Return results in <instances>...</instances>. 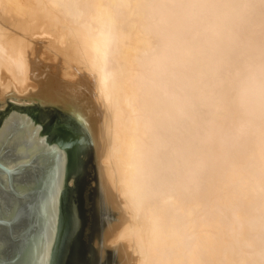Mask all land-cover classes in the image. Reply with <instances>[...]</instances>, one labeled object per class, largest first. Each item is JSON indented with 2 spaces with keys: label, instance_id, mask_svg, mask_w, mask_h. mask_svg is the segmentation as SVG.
Wrapping results in <instances>:
<instances>
[{
  "label": "clouds",
  "instance_id": "obj_1",
  "mask_svg": "<svg viewBox=\"0 0 264 264\" xmlns=\"http://www.w3.org/2000/svg\"><path fill=\"white\" fill-rule=\"evenodd\" d=\"M144 69L196 213L176 264H264V0H141Z\"/></svg>",
  "mask_w": 264,
  "mask_h": 264
},
{
  "label": "bare ground",
  "instance_id": "obj_2",
  "mask_svg": "<svg viewBox=\"0 0 264 264\" xmlns=\"http://www.w3.org/2000/svg\"><path fill=\"white\" fill-rule=\"evenodd\" d=\"M140 2L0 0V96L85 90L108 130L101 163L126 207L105 246L125 247L130 264H176L196 204L146 78L151 36Z\"/></svg>",
  "mask_w": 264,
  "mask_h": 264
},
{
  "label": "snow or ice",
  "instance_id": "obj_3",
  "mask_svg": "<svg viewBox=\"0 0 264 264\" xmlns=\"http://www.w3.org/2000/svg\"><path fill=\"white\" fill-rule=\"evenodd\" d=\"M86 103L62 105L56 124L41 134L49 101L0 98V173H7L0 174V264H74L72 250L88 224L75 198L91 151L84 138L91 125L80 110ZM102 206L97 199L96 211ZM97 256L92 264H103V252Z\"/></svg>",
  "mask_w": 264,
  "mask_h": 264
},
{
  "label": "water",
  "instance_id": "obj_4",
  "mask_svg": "<svg viewBox=\"0 0 264 264\" xmlns=\"http://www.w3.org/2000/svg\"><path fill=\"white\" fill-rule=\"evenodd\" d=\"M10 95L15 94L7 96ZM15 96L21 100L39 96L50 102V105L42 110L47 114L48 119L41 134L49 132L56 124L62 105L65 103L80 105L87 102L86 106L81 107L80 110L91 125L84 132L85 145H90L91 151L85 160L86 175L77 186L75 198L82 213L87 216L88 224L81 244L72 250L70 259L74 264H92L93 260L99 259L97 253L102 251L104 254L103 264H130V254L125 247L108 248L104 244L105 240L124 223L126 207L113 191L108 178V170L101 163L106 154L108 130L95 103L89 98L87 92L78 86L67 94L34 93L27 96ZM0 98L3 97L0 96ZM32 110L34 113L41 111L35 105L32 106ZM35 118L39 121L41 117L36 115ZM49 138H52L51 135ZM0 174L7 176V173ZM97 199L103 203L99 212L95 209ZM38 258L39 256H37Z\"/></svg>",
  "mask_w": 264,
  "mask_h": 264
},
{
  "label": "rangeland",
  "instance_id": "obj_5",
  "mask_svg": "<svg viewBox=\"0 0 264 264\" xmlns=\"http://www.w3.org/2000/svg\"><path fill=\"white\" fill-rule=\"evenodd\" d=\"M47 37V36H46Z\"/></svg>",
  "mask_w": 264,
  "mask_h": 264
}]
</instances>
